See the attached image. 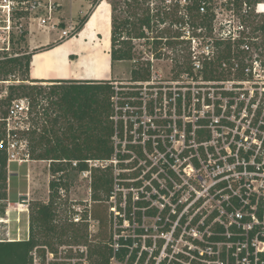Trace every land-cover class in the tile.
<instances>
[{"label":"built area","instance_id":"2783aa9c","mask_svg":"<svg viewBox=\"0 0 264 264\" xmlns=\"http://www.w3.org/2000/svg\"><path fill=\"white\" fill-rule=\"evenodd\" d=\"M64 1L0 0V75L3 62L23 54L14 48L15 37L28 32L23 20L33 19L41 28L56 29L60 22L56 12ZM211 1L202 0V14L209 12ZM237 2L241 4L238 13L234 6ZM229 3L231 15L221 22V27L215 26L220 11L214 10L213 33L200 54L198 39L187 31L186 38L193 43L189 59L193 72L181 73L203 86L161 85V77L152 73L153 60L147 80L113 82L115 153L110 159L86 160L88 168L79 173L89 179L92 191L94 169L112 166L119 171L114 173L115 187L109 198L113 199L129 178L127 168L118 165L126 166L136 158L147 171L140 178L134 176L130 188H143L148 196L138 191L131 218L129 207L125 211L123 219L127 225H135V234L120 235L105 245L112 250L109 264H264V59L257 53L245 63L248 54L258 48L253 42L259 36L256 34L264 33L254 31L246 20L252 13L264 16V0ZM43 8L48 18L40 15ZM203 27L198 29L202 31ZM73 28L75 31L69 23L61 37L74 35ZM217 45H231L232 59L222 61L224 76L205 79L204 62L215 60L225 48L217 51ZM161 51L168 52V45ZM194 70L196 75L202 74V79L194 76ZM8 81L0 78V83ZM208 84L210 94L218 97L213 103L212 97L205 101L208 108L213 107L212 119L207 117L210 113L200 115L195 102L192 109V101H200L201 90ZM35 112L28 97H18L1 119L5 136L0 146L6 150L8 168L12 163L21 165L31 159L28 136L36 129ZM192 114L198 117L194 122ZM60 162L71 163L73 169L79 163L67 159ZM60 190L62 196L68 195L63 187ZM138 200L144 205L136 206ZM18 205L20 208L23 204ZM73 208L70 223L85 224L89 235L96 221L92 205ZM139 210L142 221L137 216ZM145 216L155 218V233L153 239L142 243L143 236L152 232L143 224ZM122 249L126 254L119 258ZM32 254L33 264H92L88 242H65L54 249L43 245V257L37 249Z\"/></svg>","mask_w":264,"mask_h":264},{"label":"rangeland","instance_id":"374dc122","mask_svg":"<svg viewBox=\"0 0 264 264\" xmlns=\"http://www.w3.org/2000/svg\"><path fill=\"white\" fill-rule=\"evenodd\" d=\"M144 2L139 8L138 14L140 17L143 14V7H147L150 5L151 15L154 17L153 21H156V24L151 28L150 37L156 38L158 35H162L163 43L162 46L168 45L169 51L162 52L160 47H156V44L152 39L147 38H135L136 32L139 30V20L135 19L137 25L133 27L129 26L130 33L123 31L121 39H129V36H132L130 39L134 45V49L136 50V60H121L113 62L110 60L108 56V51L110 48V29H111V45H112V22L110 20V9L112 11V4L116 5V9L114 14L119 22L123 21L124 18L130 15V11L128 9L129 1L125 0H65L64 5L59 8L56 12L58 16L59 25L58 28L51 30L48 27H39L37 21L33 19L23 20V28L28 29V32L23 35L19 34L15 38L14 48L23 54L33 53L37 50H43V48L49 46H56L59 40H64L70 38V40H66L65 42L60 43L62 45V54L65 53L66 49L71 50V54H76L79 56V65L76 66L78 71H83L85 76L88 79H104L105 76H109L110 67L113 69L112 83L114 81L118 82H128L132 81V70L136 65L137 60H145L152 62L153 67L152 73H158L159 77L158 81H162L163 84L170 87H181L183 85H187L191 88L194 86H203L198 83L197 80H193L191 76L186 77L185 73H181L180 65L184 64V62H188L190 59V51H193V43L192 41L187 40V31L191 32L192 36H195L200 43L199 54L202 52V47L204 48V44L207 41V38L213 33L214 22L211 20V23L204 26V30L200 31L198 28H195L191 21H189L187 15V6L191 5L192 0H141ZM231 0H212V4L210 7V12L214 16V10L220 11L219 20L215 26L221 27V22H225V19L230 18L231 11L228 7H230ZM238 4V5H237ZM235 6L236 12L238 13L240 9V5L237 2ZM209 5V6H210ZM91 12V16H94L96 13V21L93 25L94 27H90L91 20L87 21L85 24L84 30L82 34L78 38L71 39L74 35L68 37H61V31L67 28L68 24H73L75 27V31H77V27L80 23V20L88 15ZM93 12V13H92ZM113 14V11H112ZM253 14V13H252ZM40 15L48 18V12L43 8L40 11ZM159 15L165 18L163 23L159 22V19L155 17ZM90 16V17H91ZM253 18V16H250ZM214 18V17H213ZM258 18H262L259 16ZM90 19V18H89ZM131 20L132 17H130ZM249 19V17H248ZM73 20V21H72ZM142 28V27H141ZM35 29V30H34ZM83 29V28H82ZM145 31L149 33L148 28H144ZM34 32L32 33V31ZM74 31V28L72 29ZM74 31V32H75ZM259 35L257 41H253L257 43L254 52L248 54V59H246L245 63L247 64L257 53L260 55V58L264 59V50L260 51V48L264 46V33H257ZM168 42H171L169 44ZM56 43V45H55ZM154 43V44H153ZM43 44V46H41ZM59 44V43H58ZM120 43H117L119 45ZM225 45H217V51H221V49ZM260 46V47H259ZM50 47V48H51ZM22 54V55H23ZM61 54V55H62ZM59 54L60 57H63ZM161 55V56H159ZM204 55V54H203ZM75 58V56H74ZM149 59V60H148ZM201 61L203 58H200ZM182 62V63H180ZM65 75L74 74V72H63ZM111 73V71H110ZM199 73V72H198ZM194 76L198 77V79H202V74H195ZM101 77V78H100ZM0 78L9 79L6 83H0V95H8V88L10 85H20L21 83H30L37 84L43 87V81L32 82L28 80H23L25 76L20 72L16 71L14 74H10L8 76L0 75ZM6 79V80H7ZM77 79V78H75ZM178 82V84H176ZM211 84L206 85L201 90L200 101L193 100L192 109L194 106V102L196 103V108L200 111V115L211 114L208 116L210 119L213 117V107L208 108L205 105V101L207 98L212 97L213 101H217L218 97L216 95L210 94L211 90L209 87ZM46 87V86H45ZM215 87H213L214 89ZM45 92L42 97H40L39 104L35 107V122L34 128L37 131L43 128V124H45V119L43 117V112L45 109L54 108L51 100L48 98L49 88H45ZM212 89V90H213ZM216 90V89H214ZM193 95L191 96L192 99ZM193 113V112H192ZM192 122L197 120V116L192 114ZM183 121V120H182ZM64 124V121H62ZM48 123L47 125H49ZM29 139V138H28ZM181 149L180 146H178ZM29 150V149H28ZM175 151H178L175 149ZM136 159V158H135ZM133 160L127 163L126 166L118 165L120 167H126L127 171L125 181L123 182L124 187L121 190H118L117 197L107 199L104 196L101 200L95 201L92 198V191L90 190V182L89 179L85 178L82 174L79 173L76 169H73V165H69L65 163V171L63 173L59 172L54 174L52 172V166L54 165L51 160H34L30 159L28 162H25L21 169H19V174L17 176L11 177L10 175V196L11 201L15 202V207L19 211L15 213H20L17 217L13 214L12 210L10 211V223H0V239L7 240L6 233L11 229V235L20 240L27 239L30 233V207L32 204L36 202L49 203L51 200V181H62V186L67 190L68 195L62 196L60 187L57 190V196L55 198L54 209L56 211V217L54 223L61 226H75L78 230L79 235H84L87 233V228L85 224H80V226L74 225L69 221V214L71 210H74L73 206L86 205L90 207L92 205L94 225L92 230H89L88 235V245L90 252L92 254V261H94L95 247L104 248L105 245H109L111 242H114L119 236H130L134 235V231L136 229L135 225H127L124 218L125 211L130 206L129 196L130 191L133 195V199L131 202L132 208L135 210L134 200H137L138 191L145 192V189L140 188L138 190L135 186L134 188H130L135 180L134 176H143L146 173V168L139 164L138 160ZM18 164V163H17ZM143 167L144 169H142ZM115 169V168H114ZM114 170V173H118ZM120 181V180H119ZM118 181V183H119ZM123 184H121L123 186ZM119 184L116 183V186ZM144 185V184H143ZM129 186V187H128ZM9 190V187H8ZM18 192H23L21 194L20 200ZM145 197L148 196L147 192H145ZM9 198V197H8ZM7 198V199H8ZM2 200L0 201V210L4 209L7 211L8 209V201ZM146 199V198H145ZM26 200V201H24ZM135 200V201H136ZM148 200V199H146ZM24 201V203H23ZM23 205L19 207V203ZM28 202V203H27ZM21 209V210H20ZM99 211L101 216L104 217V221L97 219L95 217V212ZM3 215V214H2ZM6 216V213L4 214ZM17 218V219H16ZM20 219V220H19ZM137 222V221H136ZM143 224L146 228L151 230L152 232L147 233L142 241V243L146 240L153 239L154 231L152 230V226L155 224V218L152 216H145ZM69 228V227H68ZM90 228V227H89ZM18 232V236H15L14 233ZM68 239L67 243H74V240H71L70 236L65 237ZM84 239V238H83ZM114 239V240H113ZM59 245V243L55 242V247Z\"/></svg>","mask_w":264,"mask_h":264},{"label":"trees","instance_id":"16d2710c","mask_svg":"<svg viewBox=\"0 0 264 264\" xmlns=\"http://www.w3.org/2000/svg\"><path fill=\"white\" fill-rule=\"evenodd\" d=\"M127 1V0H125ZM128 9L130 15L119 22L114 11L116 5L112 4V45L111 59L113 62L121 60H133L136 58V50L129 39H121L123 31L130 33L129 26L135 27L139 20V30L135 33V38L152 39L156 47H162V35L156 38L149 36L151 28L156 24L151 15L150 5L143 7V14H138L139 7L144 4L141 0H128ZM202 0H192L191 5L187 6V15L189 21L195 28L206 26L213 20V14L209 12L202 14L200 7ZM238 5V4H237ZM91 12L80 20L77 27L79 32L90 18ZM250 16H253L250 17ZM246 21L253 26L254 31L264 30V16L258 18L257 13H253ZM132 17L133 20L130 19ZM156 17V15H155ZM159 22L165 21L160 15L156 17ZM142 27V28H141ZM144 28H148L149 33ZM117 43H120L117 45ZM153 43V44H154ZM171 44V42H168ZM49 46L48 48H50ZM33 53H26L19 57L9 59L1 65V75L8 76L16 71L25 76L23 80L38 82L39 80L30 77L31 60ZM233 49L231 45H226L218 57L213 61H205L202 69L205 79H219L224 76L221 70L222 61L232 59ZM161 56V55H159ZM191 62H184L180 65L181 71L193 72ZM151 62L137 60L132 70V80H147L151 74ZM7 79V78H3ZM41 81V80H40ZM43 81V80H42ZM61 83L52 85L48 91V98L54 105V108L44 110L43 117L45 124L43 128L37 131L34 129L29 133V151L34 160H52V172L54 174L65 171L64 159L78 160L77 171L88 168L86 160L88 159H110L115 153V147L112 140L114 134V124L111 120L112 101L114 89L113 83L108 79H91L81 81L78 79L57 80ZM66 82V83H64ZM46 87L37 84L21 83L20 85H10L8 95L0 98V140L5 136L4 122L1 120L6 117L8 107L14 98L28 97L33 106L36 107L43 96ZM64 121V124L62 123ZM50 123L49 125H47ZM192 126V125H191ZM190 126V127H191ZM200 132V130H198ZM72 165L71 163H67ZM124 178V175H121ZM116 176L112 166L107 169H94L92 173V198L99 201L104 196L109 199L114 191ZM62 181H51V200L49 203L36 202L30 207V233L27 239L22 240H2L0 239V264H33L34 249L43 257V245H48L51 249L55 248V242L61 244L68 242L66 236L76 243L88 242L87 233L79 235L75 226L58 227L54 223L56 211L54 209L57 190L62 185ZM138 184V183H136ZM9 176L7 153L3 146H0V201L8 198ZM128 216L132 213V195L129 196ZM141 200L136 202V206H143ZM6 210H0V216L3 217ZM3 214V215H2ZM152 214V212H150ZM139 221L141 219L140 210L137 211ZM95 217L103 222L105 219L99 211L95 212ZM69 227V228H68ZM140 232V230L138 229ZM84 238V239H83ZM112 250L104 246L95 247V258L92 264H109ZM126 254V249H122L119 258ZM92 257V254H91ZM43 264V262H42Z\"/></svg>","mask_w":264,"mask_h":264},{"label":"crops","instance_id":"0c3cea01","mask_svg":"<svg viewBox=\"0 0 264 264\" xmlns=\"http://www.w3.org/2000/svg\"><path fill=\"white\" fill-rule=\"evenodd\" d=\"M96 16L97 14H94V18L96 21ZM112 19V11L110 9V20ZM112 22V20H111ZM95 23V22H94ZM85 27V26H84ZM81 29L75 36L71 37V39L74 38H78L81 34L82 31L84 30ZM49 28V27H48ZM35 30V29H34ZM34 30L32 31V33L34 32ZM66 40H70V38L65 39ZM64 40H59L56 46H52L51 48H43V50H37L34 52L33 56H32V60H31V69H30V77L32 79H36V80H43V86L50 88L52 85L55 84H59L61 82L57 81V80H70V79H75L77 78L78 80L81 81H87V80H91L88 79L87 76H85V73L83 71H78V69H76V66L79 65V56H76V54H71V50L70 49H66L65 53L62 54V45H60V43L65 42ZM59 43V44H58ZM41 46H43V44H41ZM111 29H110V48L108 51V56L111 60ZM59 54L63 57H60ZM75 56V58H74ZM111 71V73H110ZM63 72H74V74H70V75H65ZM112 74H113V69L110 67L109 70V76H105L104 79H110L112 78ZM111 76V77H110ZM110 77V78H109ZM98 78V77H97ZM94 78V79H97ZM101 78V77H100ZM66 83V82H64ZM23 166V164H17V163H12L11 166L8 168V176H9V190H8V209L5 212L6 216L1 217L0 216V223H10L11 220H9L10 216V211L12 210L13 214L16 215L15 217H17L19 214L15 213L16 212V207H15V202L17 203V201L12 202L11 201V196H10V175L11 177L13 176H17L19 174V169H21ZM21 194H24L23 192H18L19 195V200L21 198ZM17 212H19L17 210ZM18 214V215H17ZM10 216V217H9ZM17 219V218H16ZM20 220V219H19ZM11 229H9V231L6 233V237L7 240H20L16 237H13L11 235ZM15 236H18V232L14 233Z\"/></svg>","mask_w":264,"mask_h":264},{"label":"bare ground","instance_id":"6f19581e","mask_svg":"<svg viewBox=\"0 0 264 264\" xmlns=\"http://www.w3.org/2000/svg\"><path fill=\"white\" fill-rule=\"evenodd\" d=\"M93 13V12H92ZM91 16V15H90ZM91 20V26L90 27H94L93 25L95 24L94 22H95V18H94V16H91L90 17V19H89V21Z\"/></svg>","mask_w":264,"mask_h":264}]
</instances>
